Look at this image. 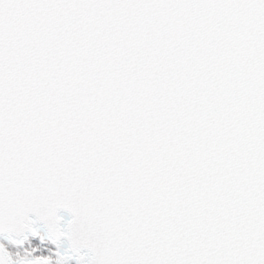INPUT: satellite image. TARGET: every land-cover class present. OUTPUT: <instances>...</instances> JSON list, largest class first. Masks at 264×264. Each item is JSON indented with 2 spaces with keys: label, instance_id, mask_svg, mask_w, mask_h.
<instances>
[{
  "label": "snow or ice",
  "instance_id": "snow-or-ice-1",
  "mask_svg": "<svg viewBox=\"0 0 264 264\" xmlns=\"http://www.w3.org/2000/svg\"><path fill=\"white\" fill-rule=\"evenodd\" d=\"M0 264H264V0H0Z\"/></svg>",
  "mask_w": 264,
  "mask_h": 264
}]
</instances>
